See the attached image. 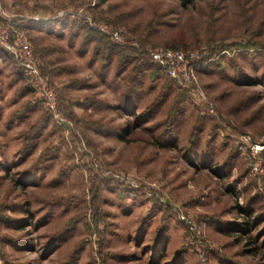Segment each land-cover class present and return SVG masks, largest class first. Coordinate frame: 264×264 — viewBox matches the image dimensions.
Wrapping results in <instances>:
<instances>
[{
    "label": "rangeland",
    "instance_id": "obj_1",
    "mask_svg": "<svg viewBox=\"0 0 264 264\" xmlns=\"http://www.w3.org/2000/svg\"><path fill=\"white\" fill-rule=\"evenodd\" d=\"M0 2L27 16L22 29L71 124L50 119L0 50L13 72L0 264H264V149L251 155L264 146V0ZM170 47L194 58V86L151 61Z\"/></svg>",
    "mask_w": 264,
    "mask_h": 264
},
{
    "label": "built area",
    "instance_id": "obj_2",
    "mask_svg": "<svg viewBox=\"0 0 264 264\" xmlns=\"http://www.w3.org/2000/svg\"><path fill=\"white\" fill-rule=\"evenodd\" d=\"M16 18L15 15L6 13L0 2V50L9 54L19 65L26 86L30 89L34 100L41 104L50 119L57 125L65 126L69 130L71 124L62 117L59 111L58 96L50 78L41 73L40 61L34 53L26 31L15 23ZM97 30L108 37L115 45L124 47L129 44L128 40L121 36L120 30L105 25L98 26ZM149 56L153 63L160 66L167 77L183 88H190L195 85L196 65L193 63V57L189 58L182 51L172 48H156L149 51ZM263 149L264 146L252 145L251 155L253 160ZM253 169L257 171L256 164L253 165ZM180 219L187 226L191 236L190 244L195 247L196 252L203 260L204 251L203 247L200 246L199 234L195 224L184 215ZM193 241L196 244H193Z\"/></svg>",
    "mask_w": 264,
    "mask_h": 264
},
{
    "label": "crops",
    "instance_id": "obj_3",
    "mask_svg": "<svg viewBox=\"0 0 264 264\" xmlns=\"http://www.w3.org/2000/svg\"><path fill=\"white\" fill-rule=\"evenodd\" d=\"M26 17H27L26 15L22 16L19 14V17L17 20H15V23H17L20 28H23V24L27 22V20H24ZM28 19H32L36 21H46L47 20V18H28ZM31 25L35 26L33 22L31 23ZM8 67H9L8 61L5 59L3 55H0V124L1 126L4 125L3 118H4V112H5L4 98H3L4 97V85H5V81L9 82L13 78V72H10V70H7ZM6 71H7V74H6ZM9 72L11 73V75ZM1 126H0V140L3 141V139L5 138V135H4L3 128H1Z\"/></svg>",
    "mask_w": 264,
    "mask_h": 264
},
{
    "label": "trees",
    "instance_id": "obj_4",
    "mask_svg": "<svg viewBox=\"0 0 264 264\" xmlns=\"http://www.w3.org/2000/svg\"><path fill=\"white\" fill-rule=\"evenodd\" d=\"M180 2H181V4H186L187 3V0H180ZM170 48H172V49H176V50H178L176 47H170ZM152 61V60H151ZM155 64V63H154ZM156 66L159 68V70H161V71H163L161 68H160V66H158L157 64H156ZM166 75V74H165ZM167 77V76H166ZM168 78V77H167ZM127 109H130L129 108V106H128V108ZM142 119V118H141ZM141 119H137V120H141ZM127 132V131H126ZM170 133H172V131H169ZM120 139H123V136H120ZM172 143H174L173 142V139H172V137L171 138H169L168 140H167V138L166 139H164L163 140V144L161 143H159V146H161V147H169ZM204 164H208V163H206V161L204 162ZM247 225V224H246Z\"/></svg>",
    "mask_w": 264,
    "mask_h": 264
}]
</instances>
